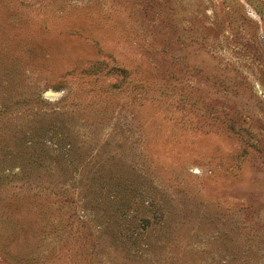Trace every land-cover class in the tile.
<instances>
[{"label":"rangeland","instance_id":"1","mask_svg":"<svg viewBox=\"0 0 264 264\" xmlns=\"http://www.w3.org/2000/svg\"><path fill=\"white\" fill-rule=\"evenodd\" d=\"M0 264H264V0H0Z\"/></svg>","mask_w":264,"mask_h":264},{"label":"water","instance_id":"2","mask_svg":"<svg viewBox=\"0 0 264 264\" xmlns=\"http://www.w3.org/2000/svg\"><path fill=\"white\" fill-rule=\"evenodd\" d=\"M56 95V94H55ZM55 95L53 96V97H51V98H54L55 97ZM48 96V95H47Z\"/></svg>","mask_w":264,"mask_h":264}]
</instances>
